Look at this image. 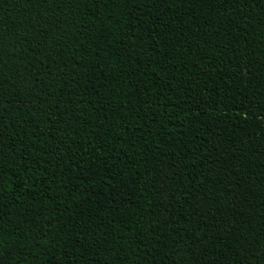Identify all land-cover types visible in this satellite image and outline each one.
<instances>
[{
	"label": "trees",
	"instance_id": "1",
	"mask_svg": "<svg viewBox=\"0 0 264 264\" xmlns=\"http://www.w3.org/2000/svg\"><path fill=\"white\" fill-rule=\"evenodd\" d=\"M0 264H264V0H0Z\"/></svg>",
	"mask_w": 264,
	"mask_h": 264
}]
</instances>
